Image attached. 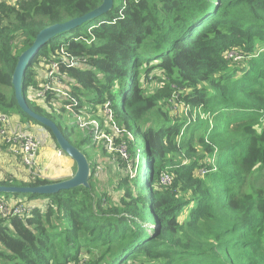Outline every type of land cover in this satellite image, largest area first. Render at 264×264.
<instances>
[{
	"label": "trees",
	"instance_id": "obj_1",
	"mask_svg": "<svg viewBox=\"0 0 264 264\" xmlns=\"http://www.w3.org/2000/svg\"><path fill=\"white\" fill-rule=\"evenodd\" d=\"M102 4L0 3V113L19 116L31 132L33 125L43 127L15 98L19 58L43 30ZM80 36L94 41L75 42ZM62 49L81 61L61 69L71 96L66 104L88 115L110 103L108 124L120 133L116 143H125L148 171L146 182L140 171L133 179L118 172L117 186L124 191L118 203L94 178L97 161L81 150L94 135L77 145L70 127L47 111L51 105L42 108L27 97L41 76L34 66L61 57ZM232 52L242 59L228 60ZM24 95L34 112L54 121L84 153L93 173L89 188L47 196L0 193V200L35 207L24 218H0L1 262L264 264V0H114L110 12L39 51L26 71ZM178 103L189 106V117L171 113ZM98 120L100 127L108 122L104 116ZM5 150L0 147V153ZM122 162L119 157L117 170ZM76 171L77 166L73 176ZM165 175L169 185L161 182ZM61 181L9 175L0 187Z\"/></svg>",
	"mask_w": 264,
	"mask_h": 264
},
{
	"label": "rangeland",
	"instance_id": "obj_2",
	"mask_svg": "<svg viewBox=\"0 0 264 264\" xmlns=\"http://www.w3.org/2000/svg\"><path fill=\"white\" fill-rule=\"evenodd\" d=\"M227 57H228V60H232V59L234 60L235 53L234 52L229 53L227 54ZM46 68L47 66H45L44 63H40L34 66L35 71L42 72L41 73L42 77L37 76L36 80L38 81L39 84H37L35 88L30 87L28 89V93H27L28 99H30L32 102H34L36 105L42 108L43 107L47 108L48 106L51 105L50 107H52L53 111H50V110H47V111L55 114L54 116H56L58 120H60L65 126L70 127L69 130L70 132H72V139L77 145H79L80 142L84 138L88 137L89 134L94 135L90 141L82 144L81 150L85 154H87L91 158V160L93 158L94 161H97L98 165H96L94 178H97L100 181H102V182H99L102 188L105 189L109 193V195L114 200V203H118L121 196L124 194V191L119 190L118 189L119 186H117L118 172L122 173V176L124 177L128 176L130 179H133L136 177V175H138V171H140V178L142 179L141 181L146 182V180H148V177L145 176V172L143 173V169H144L143 159L141 158L140 160H138V158H134L130 156L127 145L125 143H122L121 145H119V143L118 144L116 143V140L120 138V133L117 128H114L110 124H108L109 121H111L110 116L106 117L108 119L107 120L108 122H106L103 127H100V122L98 120V117H103L104 116L103 113L100 114V112L98 113L96 110L94 114L85 115L84 113H80L86 119V122H85L86 126H84L82 123L76 120L75 117L70 112L62 111L57 106H55L52 102L53 99H49L48 95H46L45 97L38 98L37 95L39 92H41V86L45 82L43 77L45 76ZM171 113L173 115H179L181 117L183 116L189 117V106L184 107L183 104L178 103L175 107V110H172ZM13 117L17 118L16 119L17 124H19L20 126H24L21 123L19 116L14 115ZM71 127H74V130H72ZM31 128H32V132L34 134H37V137L42 146L40 155L37 159V164L35 167L36 171H32V172L39 173L40 177H45L47 173V168L54 165V168L57 169L55 165V163H58L57 158L58 157L64 158V156L60 154V151L57 149L56 144L54 143L49 132L46 129H44L41 126H34V125L31 126ZM106 129H111L113 132H115V134L113 135V133H110V134L106 133ZM112 137L114 138V140ZM130 139H131L130 140L131 143L133 144L135 142V137L133 139L132 138ZM142 145L143 143L137 144V149L141 153H142ZM103 147L106 150L105 153L102 152ZM55 154L56 156L58 155L57 158ZM43 157H45L46 159L44 160V162H41ZM119 157H121L123 162L121 166H119V169L117 170L116 169L117 160L119 159ZM51 158H53L54 161L50 160ZM69 160L73 163V165L76 168L75 162L71 160L70 158ZM14 161L18 162L19 158L14 157ZM60 164L62 166V170H64V173L63 174L61 173L60 175L68 176L70 173V170H68L70 168V165L68 163L65 164L63 162ZM106 167H107V171H106ZM71 168H72V165H71ZM30 172L31 171H29V175L31 174ZM4 175L5 177L9 176L7 172H5ZM70 176L71 175L68 176L69 179L72 178ZM23 178L24 176H21L20 179H23ZM65 180H68V178H64L63 181ZM134 193H135L134 195H136L137 190ZM149 226H151V229L154 228L152 224H149ZM148 231L152 233L151 230H148ZM0 264H6V263L0 261Z\"/></svg>",
	"mask_w": 264,
	"mask_h": 264
},
{
	"label": "built area",
	"instance_id": "obj_3",
	"mask_svg": "<svg viewBox=\"0 0 264 264\" xmlns=\"http://www.w3.org/2000/svg\"><path fill=\"white\" fill-rule=\"evenodd\" d=\"M5 0H0L4 2ZM90 34L92 31H89ZM75 42L85 41L91 44L94 38L87 39L84 36L74 38ZM61 57L51 59L44 58L46 68L45 76L43 77L44 83L41 86V92L38 93L37 97H45L48 95L49 99H53V104L59 109H63L65 112H70L76 120L86 126V119L80 113L73 112V107L66 104L67 99L71 100L69 91L63 86L64 80L62 79L61 69L75 68L81 63L76 57H73L66 53L65 49L60 51ZM242 57L235 53L234 61H239ZM42 73V72H41ZM42 77V74L41 76ZM110 103L104 106H99L97 112L103 113L105 117H111ZM16 123V124H15ZM0 147L5 148L6 152L13 156L18 157L21 164L27 168L30 173V177L39 176V173H33L36 171L35 167L37 159L41 151V143L37 137V134L29 131L27 127L20 126L14 121L13 117L8 114L0 113ZM60 154L63 153L60 151ZM170 178L166 175L161 178L163 185L170 184ZM33 205L19 203L10 204L6 201L0 200V218L19 217L24 218L29 216L34 210Z\"/></svg>",
	"mask_w": 264,
	"mask_h": 264
},
{
	"label": "water",
	"instance_id": "obj_4",
	"mask_svg": "<svg viewBox=\"0 0 264 264\" xmlns=\"http://www.w3.org/2000/svg\"><path fill=\"white\" fill-rule=\"evenodd\" d=\"M114 7V0H103V4L93 12L76 18L64 24L55 25L43 30L36 38L33 46L25 51L19 58L18 65L13 74L12 85L15 92V98L22 112L39 122L43 127L50 129L54 135L60 150L72 158L77 166L75 175L65 181L44 185L40 187H0V193L7 194H38L41 196L55 195L61 191L71 190L80 186L89 188L91 179V167L87 157L77 147L72 145L64 136L58 125L51 119L41 116L34 112L24 95V79L32 59L39 51L46 46L56 36L71 32L76 28L83 26L85 23L96 20L102 15L110 12Z\"/></svg>",
	"mask_w": 264,
	"mask_h": 264
},
{
	"label": "crops",
	"instance_id": "obj_5",
	"mask_svg": "<svg viewBox=\"0 0 264 264\" xmlns=\"http://www.w3.org/2000/svg\"><path fill=\"white\" fill-rule=\"evenodd\" d=\"M13 117V116H12ZM14 121H16V117L14 118ZM38 131V129H37ZM54 155V154H53ZM56 156V154H55ZM58 156V155H57ZM56 156V158H57ZM64 156V155H62ZM46 158L43 157V159L41 160V162H44ZM58 163H55L57 169L54 168V165L47 168V173H46V178L50 179V180H55V181H61L64 180V178H68L69 179V175H71L70 177H73V173L75 171V166L73 165V163L66 157L64 156V158L58 157ZM50 160H53V158H51ZM48 160V161H50ZM54 161V160H53ZM68 163L70 165V168L68 170H70V173L68 176H62L60 175L61 173H64V170H62V166L60 163ZM72 165V168H71ZM44 166V165H43ZM7 172L11 177L15 178L18 181H29L30 179V175H29V170L27 168H25L20 161L16 162L14 161V157L9 155L6 151H3L0 153V180L4 179L5 175L4 173ZM17 173V174H16ZM21 176H24L23 179H20Z\"/></svg>",
	"mask_w": 264,
	"mask_h": 264
},
{
	"label": "clouds",
	"instance_id": "obj_6",
	"mask_svg": "<svg viewBox=\"0 0 264 264\" xmlns=\"http://www.w3.org/2000/svg\"><path fill=\"white\" fill-rule=\"evenodd\" d=\"M144 172H145V176L148 174V171H147V169H145L144 168ZM154 228L153 229H158V227L155 225V226H153Z\"/></svg>",
	"mask_w": 264,
	"mask_h": 264
}]
</instances>
